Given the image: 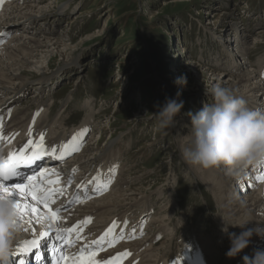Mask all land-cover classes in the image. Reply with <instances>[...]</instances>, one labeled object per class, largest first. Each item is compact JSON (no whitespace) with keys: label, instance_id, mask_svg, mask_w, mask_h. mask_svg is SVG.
<instances>
[{"label":"rangeland","instance_id":"obj_1","mask_svg":"<svg viewBox=\"0 0 264 264\" xmlns=\"http://www.w3.org/2000/svg\"><path fill=\"white\" fill-rule=\"evenodd\" d=\"M33 2L40 3L41 6L50 4L49 10H46L50 15L46 27L53 28V31L49 30L48 32L43 24L35 26L41 30L36 38L40 40L43 38L58 40L60 38L59 40H61L65 35L68 36V40L65 42L69 46L64 53L68 51L69 56L64 58L62 53L54 50L53 56H50L48 60H43L48 68L47 75L59 71L68 62L74 60L79 61L82 70V74L78 73L79 69H75L74 72L66 76L65 72L63 75L60 72L56 75L57 81L51 80L50 84L44 86L49 87V91H42L40 104L45 105L44 101L49 103L51 98L56 96L55 106L49 107L50 111L48 112L51 125L55 119L56 122L60 119L56 123L57 125H52L54 129L58 128V123L64 122L62 119L71 118L66 122V126L59 128L66 131L69 128L77 127L87 114L83 105L85 108L90 107L89 109L92 107L96 114L94 119H96L99 128L108 126L112 128L109 134L102 132L97 134V130L94 139L98 140L99 144L101 141L103 146L109 144L112 140L111 136H122L121 142L117 145L124 149L125 155L123 159L124 173L121 180L130 182L122 189L144 186L147 190H151L154 201L151 205L155 208L153 219L154 217L157 220L168 217L169 223L174 220L175 224L168 226L164 230V236L156 240L155 244L159 243L162 246L155 253L149 252L152 255L155 254V257L151 259L161 257L164 251L171 252L170 257L167 258L174 257L176 259L182 250V241L185 237V232L182 231L184 227L188 230L186 237L191 235L192 237H189L197 242L196 245L201 244L198 239L202 234L207 238L214 236L216 230L223 227H220L218 219L221 209L202 180L194 177V172L188 168L181 154L182 148L188 143L189 133V126L187 127L185 123L188 117L185 113L192 112L194 114L196 110L202 108L204 103H211V100H202L199 95L204 94L203 91L206 93L207 89L214 86L213 83L210 85L206 82L201 85L199 83L203 79L209 82L212 70L225 74L232 72L228 68L227 72L220 66L214 67L218 61L222 63L227 61L225 55L227 52L234 56L233 53L238 48L243 49L244 52L247 51V53L249 51V55L252 53L250 57L252 62L258 64V68L261 66L258 61L264 57V39L257 48H255L257 41L254 39L261 34L260 31L264 32V0L17 1L20 6H28ZM67 3L69 5L63 10V6ZM221 8L225 13L237 10L238 15L233 23L241 27L239 36L248 33L249 40L241 37L237 43L234 32L231 34L235 41L229 40L227 32L220 35L215 32L216 28L211 23V15L207 16V14L208 12L216 14ZM3 14V12L0 13V18ZM247 24L250 25L249 29L251 30L245 29ZM241 31L244 33L242 34ZM245 35L247 36V34ZM12 36L13 34L8 36L5 39L7 41L2 40L0 48L4 44H9ZM216 36L221 38L223 43L231 42L225 51L222 50ZM73 46L76 47L72 48ZM183 47L187 50L188 59L192 61L190 62L192 66L187 71L183 66H179L183 56H186V54H180ZM232 48L235 50L233 51ZM241 58L238 61L240 63ZM74 62L71 64L73 65ZM173 66L176 69L185 70V73H174ZM234 66L232 73L242 72L243 69L241 70L239 63L234 62ZM244 67L247 70L252 69L247 65ZM257 70H255L256 73H258ZM182 74L186 77L187 84L183 86L174 84V79ZM258 77L261 79L259 75ZM31 80L35 81V78H31ZM39 86L40 84L33 85L31 91H28L27 98L20 101L18 107V109L27 107V112L32 113L31 118L36 116L34 112L39 110L37 109L38 105L36 106L39 102L36 104L30 102V96H32L30 93L38 90ZM178 89L181 93L179 100H183L184 105L181 113L174 118L176 124L170 129H159L154 114L164 103L165 97L172 98ZM67 98H70L71 102L65 104ZM43 112L44 110L41 113L43 114ZM38 117L40 116L37 115ZM41 118H47V116H41ZM148 144L150 146H147ZM223 172L225 175L229 173L225 167H223ZM135 178L138 179L135 180ZM259 188L260 186L252 188L250 193ZM239 189L238 197L243 199L244 193L242 195L240 185ZM124 210L125 208L121 209L120 207L118 210H113L112 213L114 216H118ZM135 210H133L134 214L138 211ZM152 220L148 225V230L151 233L149 240L154 239L155 235H161L160 226H153L154 221ZM184 223L187 225L182 227ZM173 225L178 227L179 235L174 236ZM42 229L47 231V227L43 228L42 226L38 230ZM25 236H17L16 239L24 238L23 240H25ZM167 236L175 237L177 239L175 244L167 243L165 245L162 241ZM188 240L185 239V242ZM187 243L191 244L190 241ZM133 249L135 250V248ZM147 250V247L141 250L142 260L139 264L149 260L150 254L146 252ZM228 260L223 258L221 263L228 264ZM162 262L163 260L158 264Z\"/></svg>","mask_w":264,"mask_h":264},{"label":"bare ground","instance_id":"obj_2","mask_svg":"<svg viewBox=\"0 0 264 264\" xmlns=\"http://www.w3.org/2000/svg\"><path fill=\"white\" fill-rule=\"evenodd\" d=\"M18 4L19 3H17V0H14V1L11 0L7 6L2 5L0 3V8L2 9L1 12L4 13L3 16H1L0 18V42H2L1 41L2 38L6 39L8 36L13 34L12 39L10 40V43L9 44L7 43V45L4 44L0 48V120L5 118V121L3 124L4 130H3L2 135L7 137L6 142L0 141V145L2 144V147H3V149L0 150V156L2 157H6L8 152L10 151H13V152L19 151V149L25 144L35 145L36 139L42 136L41 132L46 133L49 141L52 144L53 142H56L61 137L63 133L55 134L53 132L54 128L52 126L53 124L57 125L56 123L59 120L56 122V119L55 120L53 119L54 122L52 121L53 124L51 125L50 119L48 117V112L50 111V109L48 106H46V104L45 105L40 104L39 102L40 97H42L43 95L42 91H46L49 89V87H44L45 85L47 86V84H50L51 80L57 81L58 77H56V75L58 73L61 72L63 75V72H65L66 74L64 75L66 76L67 74L74 72L75 69L76 70L79 69L78 73L82 74L79 61L74 60L75 62L74 61L68 62L66 66H64L59 71L51 73V75H47L46 70L48 68L46 67V64H45L46 62L44 61L48 60L50 56H53L54 50H56L59 53H62L64 58L69 56L68 51L64 53L66 48L68 49V46H69V45L67 46L66 45L67 43L65 42L68 40V36L65 35V37L61 38V40H59L60 39L59 37H57L59 38L58 40L56 38H50V39L43 38L42 40L36 38L38 37L36 35H38L41 32L40 29L35 27L37 25L43 24L45 25V30H47L48 32L49 30L53 31V28L50 25H49L50 27H46V23L50 16L49 13H47L49 11H46V10H49L50 4L45 5V6H41L40 3L36 4V2L35 3L33 2L32 4H29L28 6H20ZM68 5L69 3L65 4V6H63L64 8L63 10H65L66 6ZM208 15H211L210 16L212 18L211 23L215 26L216 28L215 32H218L219 35L221 33L225 34V32H227V36L230 37L229 40L233 41L234 38L236 37L237 43L239 42L238 39H241V37H243L245 40H249L248 37L250 36H248V33H245L247 34L246 36L245 34H243L244 32L241 31L243 35L239 36V31L241 30L240 29L241 27H238V25L236 26L233 23V20L238 15L237 10H234L229 13H225L223 8H221V10L218 13L212 14L208 12L207 16ZM233 32L235 33L234 38L232 35ZM260 33L261 34L257 35V37H255L254 39L257 41L256 42L257 44H255V48L259 47L261 45L262 39H264V32L262 33V31H260ZM217 39H218L219 45L222 46V50L225 51L230 46L229 44L231 42L227 43L225 41L223 43V40L221 38L217 37ZM75 47L76 46H73L72 48H75ZM242 50H240L239 48L236 49V51L233 53L235 57L232 56L231 54L228 55L232 63L231 67H229L228 69H231L232 72H234V68H235L234 62H237V64L239 63L241 70L243 69V67L241 66L242 64L238 62L241 57L242 58L244 57V60L246 59L243 53H246V55L248 54L247 55L248 57H251L252 55V53L251 55H249V51L247 53V51L244 52ZM180 54L182 55L186 54V56H183V60H181V63L179 64V66H183L185 70L187 71L189 68H191L192 65L190 62L192 61L188 59L187 50L184 47L181 49ZM37 59L39 60L37 61ZM251 61L252 60L249 58V62H248V64H250L249 66H252ZM73 62L74 64L72 65L71 63ZM258 63L261 65L259 68H258V64L256 65L254 64L255 67L253 66L254 70H257L258 68V73H256V71L253 70V67L250 70L243 69L242 72L236 73V74L232 72L226 73V74L224 72L218 73L217 71L212 70L213 73H211V78L209 82L203 79L199 83V85L205 84L206 82L209 85L213 83V85L227 87L231 89L235 95L242 97L245 100L246 105L249 108L264 110V81L262 79H259L258 77L259 75L260 77L264 78V57H261ZM134 64H137V63H134ZM228 69L226 68L224 71L228 72L229 71ZM185 70L176 69V67H174V70L172 71L178 74V73H185ZM60 77L62 78V76ZM31 78H35V81H32ZM35 83L40 84V86L38 90L36 89L35 92L30 93L32 95L30 96V99H31L30 102L32 103L34 102V104L39 102V104H37L38 105L37 109L39 110L36 112H42L43 110L47 109L46 112H43V114L41 115L45 117L47 116V118H41V116L37 118V114L36 116H34V118L33 117L31 118L32 113L30 114L27 112L28 111L27 107H21L19 109H16L17 106L20 104V101H23V99L27 96V94H29L28 91H31V87L33 85H36ZM52 85L53 84L51 83V86ZM203 92L204 94L199 95V97H201L202 100L207 99L210 101L211 97L209 95H206L205 91ZM70 102H71L70 98H67V100L65 101V104L70 103ZM13 107H14L15 112L13 110ZM83 107L85 108V105H83ZM88 108L86 107V109ZM197 111L199 110H196V112ZM94 118H95V114L89 111L85 119L83 129H85L87 126H90L91 125L90 123L94 120ZM105 122L108 123V121H105ZM185 123H186V126L188 127L189 120L188 119L185 120ZM96 129L98 130V133L96 132L97 134H100L101 132L103 134H109L112 128L111 126H108V127H102L100 129L99 125L97 124ZM24 132H25V135L23 136ZM117 136L118 135H116L115 137L111 136L110 138L112 140L109 142V144H106L104 146L102 145V141L99 144L98 140H95L94 137H91V141L88 142V144L85 146V149L83 148L81 152L75 155V157L71 159L68 163H65V164L59 163V165H64L63 169H68V170L78 168L81 174L83 173V175L88 176L89 174H91L90 172H92V170L99 169L101 165L105 167L106 165H108V163H112L118 155L121 156V154H124V149L121 146H117L119 142H121L122 136H119V137ZM189 139L190 137L188 133L187 141H189ZM147 146H150V144H148ZM29 150L31 149H25V152ZM185 163L188 166V168H190V170L194 172L193 174L194 177L202 180V182L206 185L205 187L211 191L213 195V199L216 200L217 205H219V208L221 209L220 210L221 213L218 218L221 224L220 227L221 226L224 227L225 226L224 223L226 225H231V224L244 223L245 221H250L248 224V227L250 228L256 224L264 225V183L260 186L259 189L255 190L253 193H250V191H252V188H254V186H252L253 185L252 183L248 184L245 182L246 178L249 177L248 175H253L255 170L260 168L261 164L264 165V161H260L254 165H250L247 168L240 169L234 173H227L228 175L224 174L225 171L223 172V167L203 169L198 166L194 167L188 164L186 161ZM105 168L110 169V167L108 166H106ZM58 178H60V176H58L57 178H54L53 180H58ZM137 179L138 178H135V180ZM236 181H240V183H236ZM129 183L130 182L127 180L126 181L124 180L119 183L117 182V184L114 186L115 188L113 190L114 192L102 197V199L100 200H97L91 203H86V205H81V206L72 208L69 202L71 198H67L60 202L58 201L51 208L53 211L60 209L58 220L53 222V220L49 218V219H42L40 223H36L35 220L32 219L31 215H29L28 217H25V220L26 221L31 220L32 221L31 226H29L28 223H22L21 224L23 226L22 231L18 234V236L26 235L25 240H27L31 238L33 235L39 234L40 232L38 230L39 227L41 226L43 228L47 227V231L49 232V237L43 238L38 244L39 253L43 255V251H42L43 247L45 246L52 247L55 245V243H58V241L55 238L57 234L64 235L65 231L63 230H65L66 227H72L74 224L79 223V222L83 224L84 219L87 218V216L89 215H92L93 218H97V219H101L102 217H104L101 220H105L106 218H108V216L109 217L114 216V214L112 213L113 210H118V208L120 207L121 209L125 208V210H129L128 208L133 209L135 207V208L141 209L139 210L140 213L141 212L144 213L145 211H147L150 205V202H151V198H152L151 190H147L144 186L139 187V188L133 187L127 190L124 188L122 189L124 185H128ZM57 184L58 183L52 184V185L47 184L46 188L58 189ZM239 185L241 187V192L244 191L245 189L249 191V192L245 191L246 193L244 192L243 199L238 197V194L240 192ZM62 197H64L63 194H62ZM38 207L41 212L47 215V209H45L43 205H39ZM152 221H154L152 224L153 226H157V225L160 226L159 232L161 233H163V229L166 230L168 226H171L172 224H174V220H172L169 223L168 217L166 218L162 217L159 220H157V218L154 217ZM187 223H184L182 227L187 225ZM84 225H86V223H84ZM184 228L182 229V231H184L185 235H187L188 230ZM25 229H28V230L26 231ZM56 229H60L62 231L59 233H56ZM138 229H139V234L141 235L135 236V238H133L134 240L137 238L139 239L140 236L146 234L144 231L140 229V227ZM228 231L239 234L241 229L238 227L229 226ZM176 233L179 235V232H176ZM203 233H204V230H203ZM149 235L144 240L137 239V241L134 242L135 243L134 248L136 252H140L142 248H146V247L148 249L146 251L147 253L151 251L155 253L159 250V248L162 245L159 243H158L159 245L155 244L159 234L157 236L155 235L156 237L154 236L155 238L154 239L151 238L150 240H149ZM204 236L202 234L199 239L196 238L198 239V242L199 241L201 242L200 249L196 247L192 248V244H191V249H190L191 252L189 253V259L191 260V255H193L194 260H195V262H192L191 260V263L193 264H196L199 262L200 256L207 257V261H209V264H223L221 263L223 258L229 259L228 260L229 262H227L228 264H243L242 257L244 255H251V252L253 249H264V239L259 238L256 235H253L251 237L249 247L244 249L243 252L239 254L238 256H236L235 258L230 259L226 256V252L229 249L230 242L227 238V235L221 231V228L217 229L214 236H211L210 238H207ZM23 239L14 240L12 244L11 253L16 250L17 246H19L22 241H25ZM114 239H117V238H115V236H112L110 233L108 235H104L103 236L104 241L101 240L99 244H95V247L97 248L98 246L102 247L106 241H109V240L112 241ZM184 239H187V237L185 236ZM175 240L177 241L176 238H170L167 236V238H165L164 241L162 242L165 245L167 243L175 244ZM91 249L92 248L88 247L87 251ZM94 252L98 253L97 251H94ZM11 253H10V258H9L10 262L12 261L18 262V260L21 259V254L18 251H15V255ZM34 254H35V250L30 252L27 256H32ZM170 255H171V252L164 251L161 257L151 259L152 257H155V254L152 255L151 253L148 256L149 260L143 264H158L162 260L165 261L167 257H170ZM27 256L23 257V259L24 258L29 259V261L24 259L25 264H32V261H31L32 259ZM127 257L128 256H126L125 258L122 257L120 259L124 260ZM93 259H95L96 261L100 262V264H102L103 261L109 260L110 256L104 255L103 257L99 258L97 257V255H95ZM173 261L174 260H172V258H168V264H173ZM128 263L134 264L136 262L131 261V263L130 262ZM139 263L140 261L138 262V264Z\"/></svg>","mask_w":264,"mask_h":264},{"label":"clouds","instance_id":"obj_3","mask_svg":"<svg viewBox=\"0 0 264 264\" xmlns=\"http://www.w3.org/2000/svg\"><path fill=\"white\" fill-rule=\"evenodd\" d=\"M181 86L187 84L182 74L173 81ZM211 103H204L196 113L185 115L189 120V141L182 148L184 160L203 169L225 167L229 173L264 161V110L249 108L245 100L227 87L214 85L207 89ZM179 89L154 114L159 129L174 127V119L181 113L184 102L179 100ZM250 221L226 225L221 229L230 242L226 252L235 258L249 247L251 237L264 239V225L248 227ZM238 227L239 234L229 232L228 227ZM11 198H0V264H9L12 244L22 231ZM243 264H264V249H253L251 255L242 257Z\"/></svg>","mask_w":264,"mask_h":264},{"label":"snow or ice","instance_id":"obj_4","mask_svg":"<svg viewBox=\"0 0 264 264\" xmlns=\"http://www.w3.org/2000/svg\"><path fill=\"white\" fill-rule=\"evenodd\" d=\"M87 131L86 129L81 130V133ZM81 133L75 134L76 136ZM75 138V137H74ZM0 141H7V137L0 135ZM40 138L36 139L35 146L30 144L23 145L19 151H10L6 157L0 156V198L7 196L11 198L13 208L15 209L20 224L28 223L31 226V220H25V217L31 215L32 219L36 223H40L42 219L51 218L53 222L58 220L60 209L53 211L50 207L51 204L55 203L53 197L59 192V189L46 188L45 183L48 185L56 184L58 180L46 179L45 173L47 169L37 168L33 170L32 175H25L22 169L30 168L37 161L41 160L42 157L53 156V151L51 149L45 151L39 147ZM62 150L66 151V146H61ZM25 149H31L25 152ZM54 158L59 159V156ZM22 176V178H20ZM259 179L264 182V174H262ZM104 190H107V185H105ZM30 198V199H29ZM34 202V203H33ZM39 205H43L47 209V215L40 211ZM88 222V218H85L84 223ZM113 225L110 224L106 229L104 234L98 239L92 241V244H99L103 240L104 235H108L112 230ZM75 228V226H74ZM26 231L28 229H25ZM74 229L63 230L65 232H71ZM62 230L56 229V233ZM49 237V232L41 230L38 235H33L31 238L22 241L19 246H17L15 251L21 254V259L18 260L17 264H25L23 257H26L30 252L35 250V255L33 260H39V249L38 244L43 238ZM56 240H61V235L55 236ZM122 238V237H121ZM64 242L67 244L69 241L67 238H63ZM111 240L109 243L111 244ZM58 246L55 245L50 248L53 259L52 264H100V262L93 259L96 255L93 251H88L85 254V248H82L77 254V258L69 261L68 257L63 254L57 256L56 252ZM15 251L11 254L15 255ZM129 253L124 251L119 253L117 257H113L110 260H105L102 264H116L117 260L122 257L128 256Z\"/></svg>","mask_w":264,"mask_h":264}]
</instances>
